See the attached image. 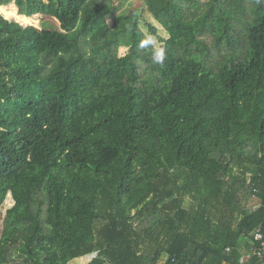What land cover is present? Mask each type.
Returning a JSON list of instances; mask_svg holds the SVG:
<instances>
[{
    "label": "trees",
    "instance_id": "obj_1",
    "mask_svg": "<svg viewBox=\"0 0 264 264\" xmlns=\"http://www.w3.org/2000/svg\"><path fill=\"white\" fill-rule=\"evenodd\" d=\"M12 2L60 24L0 12V264H239L264 237V0H143L147 47L113 0Z\"/></svg>",
    "mask_w": 264,
    "mask_h": 264
},
{
    "label": "rangeland",
    "instance_id": "obj_2",
    "mask_svg": "<svg viewBox=\"0 0 264 264\" xmlns=\"http://www.w3.org/2000/svg\"><path fill=\"white\" fill-rule=\"evenodd\" d=\"M114 10L108 16L107 22L111 23L113 18L118 15H128V14H137L139 17V27L141 30H144L149 37L152 38L155 45H158L160 41L167 36L165 30L154 20L151 13L145 7L143 0H113ZM0 12L8 19H15L22 24H30L36 27H48L59 29L60 21L52 13H38L31 16H25L19 14L18 7L15 3H9L6 5L0 6ZM24 17H28L26 20ZM126 48H120L119 54H124ZM13 204V199L10 194L7 195L4 201V208L7 209ZM92 256H81L75 260L77 264H85L91 260Z\"/></svg>",
    "mask_w": 264,
    "mask_h": 264
},
{
    "label": "built area",
    "instance_id": "obj_3",
    "mask_svg": "<svg viewBox=\"0 0 264 264\" xmlns=\"http://www.w3.org/2000/svg\"><path fill=\"white\" fill-rule=\"evenodd\" d=\"M253 255L258 258L259 264H264V237L260 228L257 229L253 236V243H251L249 248L242 253L239 259V264L248 262Z\"/></svg>",
    "mask_w": 264,
    "mask_h": 264
},
{
    "label": "clouds",
    "instance_id": "obj_4",
    "mask_svg": "<svg viewBox=\"0 0 264 264\" xmlns=\"http://www.w3.org/2000/svg\"><path fill=\"white\" fill-rule=\"evenodd\" d=\"M154 43V41L152 40V38L151 37H148L147 39H145V40H143L142 42H141V47H147L148 45H151V44H153ZM162 56H163V53H162V51L161 52H158L157 54H156V59L157 60H161L162 59Z\"/></svg>",
    "mask_w": 264,
    "mask_h": 264
}]
</instances>
